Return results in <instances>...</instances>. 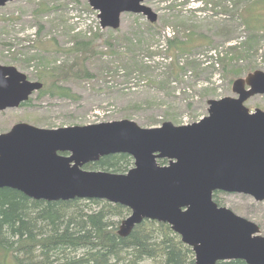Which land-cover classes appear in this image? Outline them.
Segmentation results:
<instances>
[{
	"label": "water",
	"instance_id": "95a60500",
	"mask_svg": "<svg viewBox=\"0 0 264 264\" xmlns=\"http://www.w3.org/2000/svg\"><path fill=\"white\" fill-rule=\"evenodd\" d=\"M13 0H0V7ZM146 0H88L103 28L118 29L125 13L158 14ZM43 87L13 65L0 64V111L28 101ZM236 97L210 99L199 121L143 127L131 119L43 128L18 122L0 134V188L36 200L102 199L130 209L118 228L129 235L146 219L168 223L194 251L196 264L240 259L264 264L256 223L214 199L216 191L264 200V71L233 82ZM133 158L126 172L85 169L109 154ZM160 159L168 160L161 164Z\"/></svg>",
	"mask_w": 264,
	"mask_h": 264
},
{
	"label": "rangeland",
	"instance_id": "374dc122",
	"mask_svg": "<svg viewBox=\"0 0 264 264\" xmlns=\"http://www.w3.org/2000/svg\"><path fill=\"white\" fill-rule=\"evenodd\" d=\"M145 4L158 14L157 21L125 13L118 29L103 28L88 0H13L0 7V64L13 65L35 81L46 64L56 73L73 66L61 81L75 96L34 92L28 104L0 111V134L18 122L43 128L122 119L143 127L190 124L208 115L210 99L236 97L235 79L264 71V30H249L244 19L254 5L256 20L264 24V0ZM174 39L189 42L190 50L173 53L169 40ZM78 40L89 42L85 53L70 51ZM236 45L241 47L232 49ZM218 57L237 75L225 73ZM76 59L83 63L75 64ZM245 104L264 110V94ZM220 196L222 206L256 222L264 236V200L235 192ZM127 216L114 220L121 218L119 226Z\"/></svg>",
	"mask_w": 264,
	"mask_h": 264
},
{
	"label": "trees",
	"instance_id": "16d2710c",
	"mask_svg": "<svg viewBox=\"0 0 264 264\" xmlns=\"http://www.w3.org/2000/svg\"><path fill=\"white\" fill-rule=\"evenodd\" d=\"M253 6L244 13L245 24L253 32L264 30ZM188 43L169 40V48L175 49L173 53H185L190 50ZM84 46L89 42L78 40L70 51L85 53ZM238 47L241 45L232 49ZM218 60L223 61L225 73L237 75V70L229 71L224 59ZM42 68L38 75L43 82L40 95L75 97L61 81L73 73V66L64 73L48 71L47 64ZM131 164L130 155L119 153L103 156L85 168L126 172ZM214 199L222 204L217 194ZM128 213V207L102 199L36 200L15 189L0 188V264H196L192 248L168 223L146 219L129 235L121 236L118 223ZM117 217L121 218L114 220ZM217 264L247 263L236 259Z\"/></svg>",
	"mask_w": 264,
	"mask_h": 264
},
{
	"label": "flooded vegetation",
	"instance_id": "af4514ba",
	"mask_svg": "<svg viewBox=\"0 0 264 264\" xmlns=\"http://www.w3.org/2000/svg\"><path fill=\"white\" fill-rule=\"evenodd\" d=\"M246 102V101H245ZM252 111V110H251ZM160 160H164V159H160ZM160 162V161H159ZM91 163H94V162H91ZM161 163V162H160ZM166 163H168V160H166ZM166 163H161V164H166ZM86 165H88V164H86ZM85 165V166H86ZM85 166H84V168H85ZM85 169H88V168H85ZM222 193V191H216L215 193H214V195L215 194H217L220 198H221V196H220V194ZM216 201V200H215ZM217 202V201H216ZM218 203V202H217ZM219 204V203H218ZM220 206H221V204H219Z\"/></svg>",
	"mask_w": 264,
	"mask_h": 264
}]
</instances>
